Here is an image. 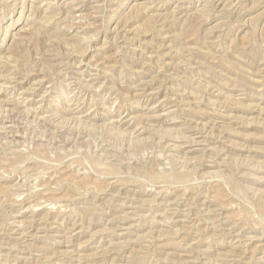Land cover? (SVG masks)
Returning a JSON list of instances; mask_svg holds the SVG:
<instances>
[{
  "label": "rangeland",
  "instance_id": "rangeland-1",
  "mask_svg": "<svg viewBox=\"0 0 264 264\" xmlns=\"http://www.w3.org/2000/svg\"><path fill=\"white\" fill-rule=\"evenodd\" d=\"M0 264H264V0H0Z\"/></svg>",
  "mask_w": 264,
  "mask_h": 264
}]
</instances>
